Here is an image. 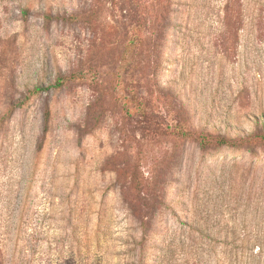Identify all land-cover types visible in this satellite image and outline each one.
<instances>
[{"label":"rangeland","instance_id":"rangeland-1","mask_svg":"<svg viewBox=\"0 0 264 264\" xmlns=\"http://www.w3.org/2000/svg\"><path fill=\"white\" fill-rule=\"evenodd\" d=\"M191 222L264 264V0H0V264H217Z\"/></svg>","mask_w":264,"mask_h":264},{"label":"trees","instance_id":"trees-1","mask_svg":"<svg viewBox=\"0 0 264 264\" xmlns=\"http://www.w3.org/2000/svg\"><path fill=\"white\" fill-rule=\"evenodd\" d=\"M155 82V81H154ZM64 79H60L56 85L48 87H36L34 93H40L43 91H51L54 88H60L63 86ZM143 111L140 117H134L132 114L124 116V120L128 122H135L137 124L147 125L161 132L162 136H168L171 129H175V132H171L174 137L180 139H198V133H208L204 129L188 128L183 126V119L186 114L183 110H180V114H176L177 117L168 119L163 115L156 113L152 106V99L146 98L143 91ZM221 143L227 144L224 137H221ZM204 141V140H203ZM205 142V141H204ZM146 198H143V204L146 206ZM130 210L133 215L137 214L138 208L134 203H129ZM169 209H173L171 206ZM169 227V226H168ZM187 230L194 235H200L202 238H210L211 241L219 242L223 245L222 259L217 260V264H254L255 252L250 244V238L247 240L241 239L240 226L236 223H226L219 225L217 228L211 227L208 223H194L186 224ZM213 239V240H212ZM243 251V253H242Z\"/></svg>","mask_w":264,"mask_h":264}]
</instances>
